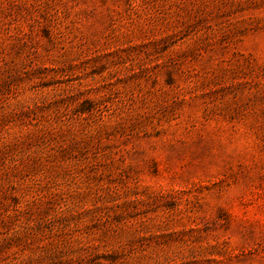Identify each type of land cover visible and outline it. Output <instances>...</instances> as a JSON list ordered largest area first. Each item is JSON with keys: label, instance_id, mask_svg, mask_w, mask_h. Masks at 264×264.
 <instances>
[{"label": "rangeland", "instance_id": "374dc122", "mask_svg": "<svg viewBox=\"0 0 264 264\" xmlns=\"http://www.w3.org/2000/svg\"><path fill=\"white\" fill-rule=\"evenodd\" d=\"M0 264H264V0H0Z\"/></svg>", "mask_w": 264, "mask_h": 264}]
</instances>
